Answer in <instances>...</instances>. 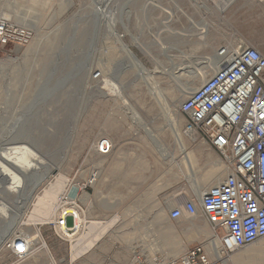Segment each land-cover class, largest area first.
<instances>
[{
	"label": "rangeland",
	"instance_id": "374dc122",
	"mask_svg": "<svg viewBox=\"0 0 264 264\" xmlns=\"http://www.w3.org/2000/svg\"><path fill=\"white\" fill-rule=\"evenodd\" d=\"M218 6L216 0H0V16L35 31L28 46L0 51V202L12 211L0 214V224L7 217L10 229L0 245L24 233L36 236L40 245L46 243L48 251L45 255L39 248L22 264L35 259L37 264H132L136 253L149 264L153 257L170 264L163 254L170 248L166 238L174 232L184 241L199 239L193 220L179 223L170 218L179 201L196 194L190 175L179 165L181 152L174 134L165 128L162 107L171 104L178 110L183 130L179 107L184 92L201 85L211 70L202 64L178 88L170 75L188 62L210 61L229 44L238 50L253 45L264 54V0H237L224 12ZM199 22H206L202 30ZM214 60L212 70L227 56ZM137 64L146 69L162 106ZM104 80L113 82L119 93ZM132 108L141 122L133 119ZM151 134L163 146L158 147ZM102 137L114 142L110 155L94 151ZM184 138L199 169L213 161L224 168L218 153L197 135ZM2 154L24 163L14 167ZM94 171L97 181L84 190L88 198L82 197L84 215L103 221L117 217L118 222L100 239V228L86 234L83 252L74 259L71 239L60 238L50 223L58 215L57 199L68 179L87 183ZM46 192L54 195L39 202ZM17 205L24 206L18 222ZM156 226H163L162 234Z\"/></svg>",
	"mask_w": 264,
	"mask_h": 264
},
{
	"label": "built area",
	"instance_id": "2783aa9c",
	"mask_svg": "<svg viewBox=\"0 0 264 264\" xmlns=\"http://www.w3.org/2000/svg\"><path fill=\"white\" fill-rule=\"evenodd\" d=\"M34 38L32 27L0 16L1 52L26 47ZM222 53L227 62L186 95L179 111L185 134L197 135L213 148L228 174L201 199L197 195L182 199L170 212L176 221L183 216H202L212 230L210 241H219L220 247L213 243L206 246L207 242L194 244L170 264H233L231 258L237 251L264 237V54L253 45L236 52L224 48ZM113 149L109 137H102L94 146L102 156L110 155ZM97 178L96 171L87 183L81 184L74 177L59 194L58 215L50 224L60 238H68L67 231L77 226V214L71 209H82L81 196ZM70 219L73 222L69 225ZM38 250L29 236H16L1 249L0 264H22ZM132 264L149 263L138 256Z\"/></svg>",
	"mask_w": 264,
	"mask_h": 264
},
{
	"label": "bare ground",
	"instance_id": "6f19581e",
	"mask_svg": "<svg viewBox=\"0 0 264 264\" xmlns=\"http://www.w3.org/2000/svg\"><path fill=\"white\" fill-rule=\"evenodd\" d=\"M217 1V3H218V9L220 10V12H224V11H226L227 10V8H228V6L229 5H231L232 3H235L237 0H216ZM204 7L206 8V9H208V7L209 6H205L204 5ZM101 8H102V6H100V7H98V12L99 13H101L102 12V10H101ZM227 51H229L230 49H229V47L227 46V47H224ZM223 48V49H224ZM223 49H221V50H219V52L217 53V54H215V55H213V59H210V61H207V62H196V63H192V62H188V63H186V64H184L183 66H181V68L180 69H178V70H176V72L175 73H173V74H171L170 75V77H171V79H172V81H173V83L175 84V86L178 88V87H180V85L183 83V80L186 78V76L187 75H189V74H191L194 70H196L197 71V69H199V68H201L200 66L202 65V64H207V66H208V68L211 70V72L213 71L212 69H211V66H210V64H213L214 65V62H215V58H217L219 55V53H220V55H222V56H226L225 55V53H222V50ZM182 52V51H181ZM217 55V56H216ZM132 56V55H131ZM227 61H225L224 63H222V64H220V65H218L217 67H219V66H222L223 64H225ZM209 63V64H208ZM138 69H139V71H140V75L142 76V78L144 79V81H145V84L148 86V88H149V90L151 91V93L153 94V96H154V98L156 99V101L158 102V104L160 105V106H162L163 105V103H162V98L160 97V95H159V93H158V91H156V89L151 85V82H149V80H148V76L146 75V69L144 68V67H142V66H140L139 64H137V66H136ZM180 70H183L182 72L180 71ZM186 72V73H185ZM195 72V71H194ZM210 72V73H211ZM204 72H202V74L201 75H204L203 74ZM210 73H208L207 74V76H206V78L208 77V75L210 74ZM205 78V79H206ZM205 81V80H204ZM104 83H105V86L106 87H109L112 91H115V92H118L119 93V90H118V88L116 87V85L113 83V82H111V81H109V80H104ZM197 88V87H196ZM195 88V89H196ZM190 89L191 88H189V89H187L185 92H184V97H186V95L187 94H189L190 92ZM194 90V89H193ZM192 90V91H193ZM191 91V92H192ZM189 92V93H188ZM176 102H180V99H178V100H176ZM162 109H163V113H164V115H165V117L166 118H170V112H175V115L177 116L176 117V119H179L178 118V110H176L174 107H173V105H171L170 104V107L167 109V108H164V107H162ZM131 111H132V113H133V119L135 120V121H138V122H141L143 119H142V117H141V115L139 114V112H137L135 109H131ZM168 128H170V130H171V132L174 134V136L177 138V139H179L181 136H182V132L180 131V129H179V127H177L176 125H170ZM183 131V130H182ZM183 134L184 135H186L185 134V132L183 131ZM152 135V134H151ZM5 153H9V152H6V151H4V154ZM4 154H2V157L5 159V160H9L10 162H11V164L12 165H14V167H17V168H19L20 166H21V164H23L24 162L22 161V160H20V159H13V158H11L10 156H6V155H4ZM50 173H47V174H44V175H42V178H40L38 181H36V183H35V187H34V189H36L45 179H46V177H48V175H49ZM59 174V173H58ZM57 176V175H56ZM209 178H210V176H208ZM218 177H219V174H216V178L218 179ZM69 181H70V179H68ZM209 184H211V183H213V182H208ZM22 193L23 194H25V191H22ZM54 194L53 193H49V192H46L45 193V195L43 196V197H40L39 198V202L40 201H45L46 199H50L52 196H53ZM84 196V200H86L87 198H88V196L86 195V192H84L83 194H82V196H81V201L83 202V200H82V197ZM22 197H24V195L22 196ZM202 198V197H201ZM22 200V199H21ZM21 202V201H20ZM19 202V203H20ZM85 202V201H84ZM23 205H17L16 206V209L19 211V214H16V217H15V221H17V220H19L20 219V216H21V213H22V209H23ZM71 211H74L76 214H77V226L74 228V229H72V230H69V231H67V234H68V238L69 239H71V242H72V245H71V252H72V254H71V256H73L74 257V259L76 258V257H78L79 255H81V253L83 252V249H81V248H83V247H80L81 246V242H83V241H81L82 240V238H84V236L87 234V235H89L90 234V232H92L94 229H95V231L93 232V233H95L96 232V230L98 231V229L100 228L101 230H100V232H99V234L97 235V239H100L101 238V236L102 235H104V233L108 230V228H110V227H112L115 223H117L118 222V218L117 217H114V218H112V219H110V220H94V219H89L88 217H86L85 215H84V211L81 209V208H77V207H72V209H71ZM10 212H12L11 211V209H10V207H8L6 204H4V203H2V202H0V214H2L3 216H7V215H9L10 214ZM12 215V214H11ZM4 218H7V217H3V225L2 224H0V239L8 232V229H9V226L8 225H6V224H8L7 223V221H6V219H4ZM0 220H1V218H0ZM13 220H11V222H12ZM10 225V224H9ZM12 228V227H11ZM96 228H98V229H96ZM9 231H10V229H9ZM102 231H103V233H102ZM89 233V234H88ZM96 233H98V232H96ZM92 234V233H91ZM17 236H29V235H27V234H24V233H22V235H17ZM90 236V235H89ZM16 237V236H15ZM15 237H12V238H10V239H8V240H6L4 243L6 244V242L7 241H9V240H12V239H14ZM30 237V236H29ZM86 237V236H85ZM100 237V238H99ZM212 237V230H211V235H210V237H209V239H208V241H207V244H206V246H210V244L211 243H213V244H216L217 245V247H220V244H219V241H215V242H211L210 241V238ZM31 238V240H32V243L34 244V246L35 247H37L38 245H40L41 243H40V241L38 242V238L36 237V236H32V237H30ZM94 238V240L92 239V241H95V238H96V235H95V237H93ZM264 238V237H263ZM85 239V238H84ZM83 239V240H84ZM87 239V238H86ZM97 239H96V241H97ZM260 239H262V238H260ZM260 239H258L256 242H254V243H252V244H254V245H252V244H250V245H252V246H250V247H247L246 248V250H244V251H241L240 253H238L236 256H234V260H235V262H236V264H264V240L262 239V240H260ZM84 242H85V240H84ZM86 242H89V240H87ZM4 243H2L0 246H2ZM89 243H92V244H90L91 246L93 245V244H95V242H89ZM45 244L46 243H42V245H40L39 246V248H41L42 249V251L43 250H45ZM87 244V243H86ZM90 245H89V247H90ZM249 246V245H248ZM245 248V247H244ZM243 248V249H244ZM40 250V249H39ZM82 250V251H81ZM85 250V249H84ZM86 250H87V248H86ZM44 254L45 255H48V251H44ZM135 257H137V253L135 254ZM72 259V258H71ZM167 260V259H166ZM176 259H169V260H167L166 261V263H169V262H173V261H175ZM232 260H233V256H232V258H231V262H232ZM159 259H155L154 260V262L152 263V264H164V262L163 261H160ZM31 264H37V262H36V259H35V262H33V263H31Z\"/></svg>",
	"mask_w": 264,
	"mask_h": 264
},
{
	"label": "crops",
	"instance_id": "0c3cea01",
	"mask_svg": "<svg viewBox=\"0 0 264 264\" xmlns=\"http://www.w3.org/2000/svg\"><path fill=\"white\" fill-rule=\"evenodd\" d=\"M202 7L204 8V5H202ZM204 23H206V22H202V23L199 22L198 23L201 30H202V25H204ZM194 25H195V23H194ZM209 26H210V30H211V25L209 24ZM209 34H210V31H209ZM227 46L230 49L229 52L238 51V49H234L232 47L233 46L232 44L226 45L224 47H227ZM224 47H221V49H223ZM218 52H219V50L215 51L212 55H215ZM218 55L220 56V53ZM202 58H204V57H202ZM202 58H200V60ZM164 119L166 121L165 128L170 130L168 128L170 125H176L177 127H179L180 131L182 132V136L179 139H177L175 137L176 142H177L179 149H180V152H181V157H182L181 164H179V165L183 169L184 173H188V175H190V178L192 181L191 189L195 192L197 197L199 199H201V197L205 194L204 189L207 188V190H208L211 186L221 182L225 178V176L228 174V169L225 166L223 168L220 165V163H217L218 161H213L212 165L207 169H204V170L199 169L198 168V159H197L195 153L188 149L186 139L184 138L185 135L183 134V131L180 127L179 119H176L175 112H173V115L170 116V118H166L164 116ZM150 136L152 138L156 139L158 147L163 146L162 142L157 137H155L153 135H150ZM206 157H207V159L212 160V158H210L209 155H206ZM216 174H219L218 179L216 178ZM208 176H210V178ZM208 182H213V183H211L212 184L211 185ZM188 219L193 220L190 223H192V228L194 230H196L195 232L198 235H200L199 239H194L195 241L193 240V242H192V240L184 241L179 235H177L173 232V234L168 237L169 238L168 240H167V238L165 239L166 245H169L168 247H170V248L168 250L163 251L164 252L163 254L167 255L166 257H164V259H169V258L170 259H178L179 255L188 247L193 246L194 244H198L201 242H207L208 241V239L211 235V230L208 228V225H209L208 222L203 217H199V216H194V217L183 216L180 219H178L177 222L184 223ZM155 228H158L157 229V230H159L158 232H160L162 234L163 226H156ZM185 243L188 245L187 248L185 246ZM242 250L243 249H241L240 251H242ZM157 252L158 251H154L155 254ZM236 255L235 254L233 255V260H232L233 264H236V262L234 260V256H236ZM155 259L156 258H154V257L151 259V264L154 262Z\"/></svg>",
	"mask_w": 264,
	"mask_h": 264
},
{
	"label": "water",
	"instance_id": "95a60500",
	"mask_svg": "<svg viewBox=\"0 0 264 264\" xmlns=\"http://www.w3.org/2000/svg\"><path fill=\"white\" fill-rule=\"evenodd\" d=\"M16 222H18V220Z\"/></svg>",
	"mask_w": 264,
	"mask_h": 264
}]
</instances>
